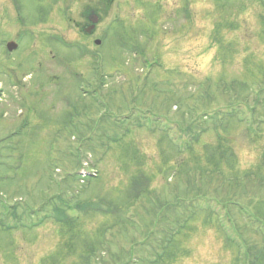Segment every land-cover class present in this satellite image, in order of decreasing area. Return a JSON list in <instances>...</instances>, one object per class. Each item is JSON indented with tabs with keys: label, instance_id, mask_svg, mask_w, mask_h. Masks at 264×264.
Masks as SVG:
<instances>
[{
	"label": "rangeland",
	"instance_id": "rangeland-1",
	"mask_svg": "<svg viewBox=\"0 0 264 264\" xmlns=\"http://www.w3.org/2000/svg\"><path fill=\"white\" fill-rule=\"evenodd\" d=\"M259 2L0 0V264L155 263L151 255L162 252L169 224L149 241L150 211L158 209L151 199L172 203L165 216H196L157 264H236L240 253L228 236L239 237L229 217L251 247H264V232L248 220H264ZM88 7L100 16L94 38L100 46L77 26L88 23ZM10 42L19 45L11 54ZM257 94L260 108L244 110L249 123L227 117L216 129L201 118L215 110L227 116L230 106L244 98L255 103ZM115 121L144 126H132L111 145L106 137L113 141L122 128ZM224 135L236 155L228 160L233 165L221 162L226 184L212 166L220 163ZM79 144L101 172L86 189L76 177L86 165ZM145 186L148 197L124 211ZM89 200L107 201L102 207L111 215L96 214L97 203L79 215ZM222 200H235L243 214ZM59 202L68 220L81 217L78 223L60 224L53 212ZM107 203L121 211L113 213Z\"/></svg>",
	"mask_w": 264,
	"mask_h": 264
},
{
	"label": "trees",
	"instance_id": "trees-1",
	"mask_svg": "<svg viewBox=\"0 0 264 264\" xmlns=\"http://www.w3.org/2000/svg\"><path fill=\"white\" fill-rule=\"evenodd\" d=\"M253 99L255 100V103H250L247 98H244L240 102L238 101L236 104L230 106L229 108H231V113L229 115H227V116H226V114H227L226 112H224L222 110L221 111L215 110V111H212V112L207 111V113L204 114L203 116H201V118L203 120H208V119L211 120V122L216 124V129L221 128L224 125H226V118L227 117L231 118V119L233 117H236L238 120H243V121H246V122L249 123V118L250 117L249 118L246 117V114H245L244 110L245 109L255 110L256 108H260V106H261V104H259L261 102V99L259 98V94L254 95ZM84 112H87V111H84ZM129 118L130 117H126V119H129ZM76 119H77V117L72 116V123H74V120H76ZM260 122L261 121H259V123ZM130 123H132V124H130ZM100 124L101 123L97 122V127L96 128H98V125H100ZM114 124L116 126H118V127L121 126L122 128H121L120 132H118L116 137L113 139V141H109L111 138L110 137L109 138L106 137L107 140L109 139L108 140V142H109L108 144H111V145L114 144V143L122 142L125 139V136L128 135V133L131 130L132 126L136 125L139 128L144 126L143 122H140V121L139 122L138 121H127V122H118V123H116V121H115ZM92 129H93V132L96 130L94 127ZM122 129H124V131ZM98 130H99V128H98ZM75 133L77 134L78 138L84 139V135L82 133L80 134L79 128H78V132H75ZM96 133H97V131H96ZM79 140H78V142H80ZM103 140H100L101 144H102ZM91 141H92V139H91ZM227 143H229V140H228L227 136L224 135V138L220 139V147H218V149H217L218 153L216 152L218 154L220 163H218L217 167H216L215 164H212V166L216 168V170H215L216 174L222 176V179H223L224 182L226 180H225L224 171L220 168L221 162L222 163L223 162H227V164H231V163H228V160L234 162L235 159H236V155H235L234 151L231 148H228L226 146ZM111 145H110V147H111ZM79 146L80 147H79L78 151H79V157H80V162H81L80 151H81V148L83 146L81 144H79ZM108 150L109 149H107L105 151L106 155L108 154L107 153ZM91 154L85 152V156H86L85 160L87 161L88 164H90V169H93V166L91 165L90 161L95 162V158H94L93 154L92 155ZM139 157L140 156L136 153L134 159L138 158L139 160H141V158H139ZM88 158H90V159H88ZM208 162H209V160L207 161V164H208ZM231 165H233V164H231ZM95 166H96V169L98 170V165L96 164V162H95ZM73 176H74V174H72V176H70V177L72 178ZM76 177H77V180H78L77 181L78 184H84V183H81V181L79 180V175H76ZM234 179L235 178H232V181H234ZM93 181H94V179H89L87 181L86 185L89 184L90 182H93ZM236 183H237V180H236ZM225 184H226V182H225ZM86 185H81V188H84ZM238 185L241 186V184H238ZM86 188H88V187L86 186L84 189H86ZM137 191H139V192H137ZM137 191H136V195H135V192H134V194H132L133 197L131 199V202L128 203V205L125 207L124 211L129 209V208H132V207L138 205L139 203H141L142 200H144V198L148 197V195H149L148 193L149 192L151 193V189H149V187H147V186H145V188L139 187ZM73 196H72V199H73ZM198 196H200V195L198 194ZM134 197H135V199H134ZM204 197H206V196H204ZM58 198L59 199L62 198V195H60ZM183 201H184V199H183ZM234 201L235 200H231L229 202H224L222 200L221 204L223 206H226L227 204H231V205H233L235 207L237 206L239 208V210H240V213L243 214V211L245 209H243V207L241 206L242 207V210H241V208L238 205H236L237 203H235ZM106 202L107 201L104 202V200H101L100 202L97 201L96 202L97 203V207L94 208V212L96 214H99V213H102L104 215L108 214L107 216L111 215V212L106 213L105 212L106 211L105 208L102 207V205L105 204ZM189 202H191L193 204H196L195 201H193V202L192 201H188L187 203H189ZM96 203H92V200H89V201H87L86 206H84V205L80 206L79 208H77V209H79V211L77 212L75 210V212H77L79 215H81L80 212L82 210L88 209L89 207L91 208V206L95 205ZM107 204H109V210H112L113 213H115V211L117 212L118 210L121 211L120 207H117V209L115 210V205H113L111 203H107ZM171 204L172 203H163V201L160 200V199H158V200L157 199H151L150 200V206L153 207V208H157L158 207V209L156 211H150V214L154 213V217H153V223H152V226H151L152 229L149 230L147 238H149V241L150 240L151 241L155 240V242H156V239L154 238V235L157 233V229H158V227L161 224H164V223L169 224V229L166 228V234H165L166 235V239H165V245L162 246V252L161 253H159V252L153 253L151 255V257H154V259H156L155 263L152 262V261L146 260V261H143L144 264H157L161 260L166 259L167 256H169V254H170L171 248L177 244V241L179 240L180 236L182 235V230H184L185 228L188 229L189 223L193 219H195V217H196L194 215L193 217H184V218L180 217V219H177V216L179 214L178 211L177 212H173V215L175 216L174 218L172 216H170V214L168 216H165L163 211L165 209L170 210L171 209ZM55 208L56 209H54L53 212L56 214L57 220L60 219L59 222L62 221L60 224L65 225L64 223L66 222V225H67L69 223V221L78 223L79 220L81 219V217L77 216V217H74V218L72 217V219L68 220L67 217L69 215H68L67 211L62 208V204L60 202H59L58 207H55ZM212 216L215 217L216 215L214 213H211L210 217H212ZM168 217H169V219H168ZM208 219H209V217H208ZM217 220L219 222L220 218L218 217ZM248 220H250L252 224L256 223L258 225L259 229H255V231L260 232L262 230L264 232V220H261L256 215L249 216ZM227 222L228 223L230 222L231 226L234 229V233L239 237V239L237 238L239 240V242H235L234 239H231V237L228 236L229 242L233 243L235 246H238V250H239L238 252L240 253V255H239V257H238V259L236 261V264H262V261H264V247L263 248L262 247L259 248L257 246H252L251 247L250 244H248V242L245 241L243 235L236 229L238 222L237 221H232L230 217L227 219ZM219 223H220V225L223 228L224 224L221 223V221ZM251 223H248L249 227L251 226ZM176 228L177 229L179 228V231ZM251 230H254V228L252 227ZM129 250H131L130 253H133V256H134L135 247L133 248V246H131ZM130 253H129V255H130ZM130 258H135V256L134 257H130ZM91 259H92V257H91ZM138 261L139 262H136V264L141 262V260H138ZM90 262H91V260H90ZM90 262H89V264H90Z\"/></svg>",
	"mask_w": 264,
	"mask_h": 264
},
{
	"label": "flooded vegetation",
	"instance_id": "flooded-vegetation-1",
	"mask_svg": "<svg viewBox=\"0 0 264 264\" xmlns=\"http://www.w3.org/2000/svg\"><path fill=\"white\" fill-rule=\"evenodd\" d=\"M110 2L116 3L117 0H99V3H101V5H104V4L108 5ZM85 15L87 16L88 23L83 25V26H81V25H77V26L81 30L82 35L84 36L85 39H87L88 41L93 40L94 42H97V39H94L95 38V32H96L95 29H96V26H98L100 24V16L96 12V10L91 9L90 7H88V9H86ZM95 20L99 21L98 25H96V26L93 25V22ZM69 22H70V26H71V30H72V17L69 19Z\"/></svg>",
	"mask_w": 264,
	"mask_h": 264
},
{
	"label": "water",
	"instance_id": "water-1",
	"mask_svg": "<svg viewBox=\"0 0 264 264\" xmlns=\"http://www.w3.org/2000/svg\"><path fill=\"white\" fill-rule=\"evenodd\" d=\"M8 49H9L11 52H13L14 50L17 49V45H15L14 43H11V44H9Z\"/></svg>",
	"mask_w": 264,
	"mask_h": 264
}]
</instances>
